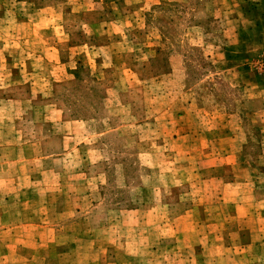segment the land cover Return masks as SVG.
<instances>
[{
    "label": "rangeland",
    "instance_id": "obj_1",
    "mask_svg": "<svg viewBox=\"0 0 264 264\" xmlns=\"http://www.w3.org/2000/svg\"><path fill=\"white\" fill-rule=\"evenodd\" d=\"M246 179L264 0H0V264H213Z\"/></svg>",
    "mask_w": 264,
    "mask_h": 264
},
{
    "label": "crops",
    "instance_id": "obj_2",
    "mask_svg": "<svg viewBox=\"0 0 264 264\" xmlns=\"http://www.w3.org/2000/svg\"><path fill=\"white\" fill-rule=\"evenodd\" d=\"M232 154L226 152L223 158L230 159ZM225 163L234 164V160ZM246 180L222 182L214 195L217 199L208 202L209 212L217 207L221 213L231 209L222 222L210 224L215 230L204 236L207 247L203 252L213 264H264V182Z\"/></svg>",
    "mask_w": 264,
    "mask_h": 264
}]
</instances>
